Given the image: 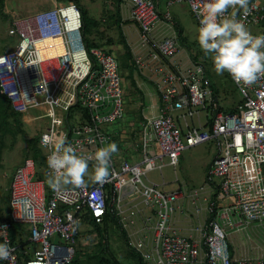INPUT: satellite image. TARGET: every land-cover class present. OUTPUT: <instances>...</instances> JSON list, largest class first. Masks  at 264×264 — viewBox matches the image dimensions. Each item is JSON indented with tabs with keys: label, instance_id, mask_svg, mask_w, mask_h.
I'll return each mask as SVG.
<instances>
[{
	"label": "built area",
	"instance_id": "built-area-1",
	"mask_svg": "<svg viewBox=\"0 0 264 264\" xmlns=\"http://www.w3.org/2000/svg\"><path fill=\"white\" fill-rule=\"evenodd\" d=\"M125 1L139 29L135 65L139 71L149 69L161 107L140 135V159L118 160L113 154L102 185L91 178L93 160L85 186L53 190L46 182L48 157L62 138L85 156L115 143L105 126L125 117L117 57L98 46L86 51L83 14L75 1L54 3L10 23L8 35L17 42L0 54V94L22 125L40 121L37 138L47 167L39 178L34 158L27 157L13 171L0 243L7 241L14 251L0 264H71L87 218L99 225L117 220L143 264H264L260 245L262 256L235 261L225 232L264 233V77L242 86L228 74L241 99L235 111L223 109L205 63L182 66L175 60L182 52L178 34L160 39L154 34L160 23L174 28L170 7L182 2L200 26L204 0H167L164 13L159 0ZM249 9L247 15L235 10L237 19L253 35L264 34V0H249ZM73 111L80 122L71 120ZM210 141L217 153L199 189H170L179 183L177 175L161 183L149 179L150 171L176 169L183 150ZM200 193L204 208L194 202ZM182 197L188 205L189 198L193 201L190 212L187 204L179 205ZM177 218L188 219L185 228Z\"/></svg>",
	"mask_w": 264,
	"mask_h": 264
},
{
	"label": "rangeland",
	"instance_id": "rangeland-1",
	"mask_svg": "<svg viewBox=\"0 0 264 264\" xmlns=\"http://www.w3.org/2000/svg\"><path fill=\"white\" fill-rule=\"evenodd\" d=\"M71 0H3L0 4V54L6 50L12 49L17 40L8 35V29L12 19L29 16L38 11L50 8L54 6V3H67ZM76 3L77 0H73ZM79 4V3H78ZM83 13V39L85 42L86 51L96 46L94 43V32L92 16L87 14V18L83 12V5L79 4ZM161 11H166V2H162ZM172 14L178 16L183 26H185L186 35L176 30L179 25L175 23L174 29L177 31L181 45L182 52L179 56L185 55L189 58L190 62L198 60L205 62L207 70L211 78V89L214 96L218 97L219 104L223 109L234 110L240 103V96L236 89V85L230 79L227 72L223 75H218L214 69V64L210 56H205L198 44V22L196 21L194 14L190 10L187 2L178 3L170 7ZM181 29V27H180ZM183 31V30H182ZM118 58V56H116ZM180 58V57H179ZM184 61L187 60V58ZM130 62L129 68L125 69L122 67L121 76L123 79V89L125 97V116L126 111L135 112L139 107V97H136V92L133 90V83L128 78L129 70L133 68L132 58L128 59ZM120 64L121 60L119 59ZM138 100H137V99ZM3 98L0 96V105L6 108L7 104L3 103ZM3 103V104H1ZM9 111V110H8ZM39 114L42 112L38 111ZM76 112H71V120L74 122H80L78 117H75ZM136 113V112H135ZM31 114L36 115V111L32 110ZM125 119V117H124ZM37 121L33 126L21 125L17 120V115L11 113L5 122L0 119V219H4L8 214L7 205L9 203V184L14 169L23 162V160L33 154L32 143H35L34 138L38 137L40 132ZM122 120L117 121L113 125L110 124L108 127L113 128L116 125H120ZM75 124V123H74ZM131 127V126H130ZM142 130V126L135 127L132 130L129 138L134 144V152L140 157L139 148V134ZM3 133V134H2ZM33 139V140H32ZM3 143V145H2ZM217 153V147L214 141L203 143L191 148L183 150L180 162L177 168L172 166H166L161 171L154 170L148 173L150 180L161 183L162 178L167 181H174L176 175L179 179V183H173L172 188H177L181 185L187 192L194 189H199L204 182L206 177L205 164ZM213 156V157H212ZM45 168L40 170L42 176H44ZM91 172L89 167L88 174ZM171 189V188H170ZM204 193H200L199 196L194 200L196 204H205ZM190 205L187 204V198L182 197L179 201L180 206H185L186 210L191 211L194 204L192 200ZM181 212V209L178 210ZM185 212V211H184ZM181 227L185 228L187 223L181 219ZM82 233L78 236L76 246V257L72 264H98L99 259H103L101 264H139L136 253L128 241L126 231L121 227L120 223L113 219L108 227L100 228L86 223L81 225ZM24 234L27 233V227L21 228ZM227 235V241L230 247L233 246V252L239 250L242 255H260L256 254V248L251 245H262L264 246V233H259L255 230L248 229L247 231L232 232L231 229L225 228ZM248 235L251 236L252 242L249 240ZM112 246V247H111ZM243 247H246L244 250ZM106 249V250H105ZM259 251V250H257ZM240 254V255H241Z\"/></svg>",
	"mask_w": 264,
	"mask_h": 264
},
{
	"label": "clouds",
	"instance_id": "clouds-1",
	"mask_svg": "<svg viewBox=\"0 0 264 264\" xmlns=\"http://www.w3.org/2000/svg\"><path fill=\"white\" fill-rule=\"evenodd\" d=\"M229 9H234L230 15ZM238 9L249 14V0H204L197 40L204 55L212 59L218 75L227 72L237 85L251 86L264 77V34L253 35L237 19ZM117 150V145L110 143L85 156L62 138L48 157L50 174L46 182L53 190L62 185L83 187L89 163L94 160L91 178L102 185L110 175V160ZM13 251L7 241L0 243V259H8Z\"/></svg>",
	"mask_w": 264,
	"mask_h": 264
},
{
	"label": "crops",
	"instance_id": "crops-1",
	"mask_svg": "<svg viewBox=\"0 0 264 264\" xmlns=\"http://www.w3.org/2000/svg\"><path fill=\"white\" fill-rule=\"evenodd\" d=\"M77 2L84 6L82 9L85 14V17L87 18V14H90L93 18L92 31L94 32L93 34L95 45L106 49L115 56H118L117 59L118 61L119 59L122 61V65L126 61H129L126 60L124 54H127V56L128 54H130L132 60L134 61L133 50L135 52V43L139 39V29L131 19L130 7L127 5V2L125 0H77ZM162 2L165 3L167 2V0H159L160 7ZM164 12L165 11H162V13ZM172 16L174 25L176 23L181 27V29L180 27H178V30L176 29L178 32L180 31L179 35L180 33L186 35L185 26L182 25L181 20L175 14H172ZM176 30L174 28L166 26L164 23H160L159 26L154 30V34L157 39H160L164 35H174L175 33L178 34ZM183 58H187V60L184 61L185 59ZM175 60L181 63V65L184 67L191 65L189 58L185 55L178 56L175 58ZM126 65V69H128V62L126 63ZM128 74L131 75V77L128 75V78L131 80V83H133V90L136 92L135 96L139 97V102L137 105L141 107H139L135 111L136 113L127 109L125 119H122V123L120 125H116L113 128H109V125H106L105 130L111 133L114 137L115 144L117 145L118 149L117 152L114 154L118 160L127 159L131 161H138L140 157H138V155L134 152V144L131 142L129 136H131L130 134L132 133L133 128L142 126V130L139 134L140 138V135L142 134V131L147 123V118L159 115L161 107V98L156 89L155 84L153 83L152 78L150 77L151 74L149 73L148 68L139 71L134 61L133 68L129 70ZM214 157L211 158V160H209L208 162H206V171L212 163ZM90 173L91 172H89L88 175H90ZM205 178L206 177H204V182ZM171 185L169 186V188L174 189L171 187ZM201 204L203 205V208L206 205V203ZM8 206L9 203L7 205V208ZM205 215H207L206 212H203V217ZM186 220L188 221V219ZM186 220L184 221V223H187ZM178 223H181L179 219ZM249 240L252 242V239ZM233 246H231V251L233 259L235 261H240L244 258H257L262 256L255 254L242 255L239 250L233 252ZM251 246L259 247V245H256L255 243ZM243 248L244 250H246V247ZM255 251L256 254L261 253L260 250L257 251V248Z\"/></svg>",
	"mask_w": 264,
	"mask_h": 264
},
{
	"label": "trees",
	"instance_id": "trees-1",
	"mask_svg": "<svg viewBox=\"0 0 264 264\" xmlns=\"http://www.w3.org/2000/svg\"><path fill=\"white\" fill-rule=\"evenodd\" d=\"M3 2V0H0V4ZM78 4V3H77ZM78 6H79V4H78ZM80 7V6H79ZM81 8V7H80ZM12 21V20H11ZM11 23V22H10ZM177 30H178V28H177ZM180 32V31H179ZM99 47V46H98ZM102 48V47H101ZM104 49V48H103ZM125 55V57H126V60H128V59H130L131 58V56H130V54H128V56H127V54H124ZM199 61V60H198ZM128 62V66H129V61H126L125 63H123V65H122V62H121V64H120V68L122 67V69L123 68H127V65H126V63ZM195 62H197V61H195ZM205 63V62H204ZM130 77H131V75L130 74H128ZM127 75V76H128ZM0 96L3 98V103L4 104H7V102H8V105H6V108H3V105H0V119L3 121V122H5L6 120H7V118L10 116V114L12 113H15L16 115H17V120H18V122L22 125V123H21V121L19 120V115L13 110V108H12V106H11V104H10V102H9V100L6 98V96H4V95H1L0 94ZM3 103H1V104H3ZM9 110V111H8ZM229 111H235V109L234 110H229ZM3 134V133H2ZM33 140V139H32ZM35 143H32V146H31V148H32V151H33V154L31 155V156H29V157H32V158H34V160H35V162H36V165H37V168H38V177L39 178H41V176H42V173H40V170H42L43 168H45L46 169V167H47V163H46V159H45V157H44V155H43V153H42V151H41V149H40V147H39V140H38V138H34V140H33ZM2 145H3V143H2ZM5 219H9V206H8V214H7V216L4 218V219H0V221L1 220H5ZM89 219V220H88ZM111 220H113V219H106V221H105V224L104 225H99V224H96V223H94L90 218H87L86 220H85V223L86 224H89V226H91V225H93V226H95V227H97L98 229H100L101 227L102 228H105V227H108L109 226V224L111 223ZM81 233H82V231H81ZM80 233V234H81ZM76 252H77V250H76ZM133 254L135 255V256H137V259H138V261H139V264H143V262L141 261V258L139 257V255L137 254V253H134L133 252ZM76 257V256H75ZM103 261V259H99L98 260V264H101V262ZM72 264V263H71Z\"/></svg>",
	"mask_w": 264,
	"mask_h": 264
},
{
	"label": "bare ground",
	"instance_id": "bare-ground-1",
	"mask_svg": "<svg viewBox=\"0 0 264 264\" xmlns=\"http://www.w3.org/2000/svg\"><path fill=\"white\" fill-rule=\"evenodd\" d=\"M236 109V108H235ZM112 247V246H111ZM106 250V249H105Z\"/></svg>",
	"mask_w": 264,
	"mask_h": 264
}]
</instances>
